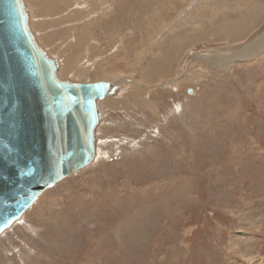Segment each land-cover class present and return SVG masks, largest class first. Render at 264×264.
<instances>
[{
	"label": "rangeland",
	"instance_id": "obj_1",
	"mask_svg": "<svg viewBox=\"0 0 264 264\" xmlns=\"http://www.w3.org/2000/svg\"><path fill=\"white\" fill-rule=\"evenodd\" d=\"M25 2L62 79L123 87L95 160L0 235V264H264V47L233 55L264 0Z\"/></svg>",
	"mask_w": 264,
	"mask_h": 264
},
{
	"label": "water",
	"instance_id": "obj_2",
	"mask_svg": "<svg viewBox=\"0 0 264 264\" xmlns=\"http://www.w3.org/2000/svg\"><path fill=\"white\" fill-rule=\"evenodd\" d=\"M39 43L25 0H0V235L96 157L100 102L116 79L72 81Z\"/></svg>",
	"mask_w": 264,
	"mask_h": 264
},
{
	"label": "bare ground",
	"instance_id": "obj_3",
	"mask_svg": "<svg viewBox=\"0 0 264 264\" xmlns=\"http://www.w3.org/2000/svg\"><path fill=\"white\" fill-rule=\"evenodd\" d=\"M260 5V4H259ZM249 7H250V10L251 9H254V8H256L255 7V5L254 4H251V5H249ZM258 8V7H257ZM249 9V8H248ZM247 9V10H248ZM254 11V10H253ZM257 11V10H256ZM252 12V11H251ZM246 15H248V17H244V19L242 18L243 16H236L235 18H233L234 19V25L233 24H231V26L232 27H230V28H224V29H222V30H220L219 32H218V37H221V38H219L218 40H222V39H224V38H230V36H231V34H233L232 33V31L234 30V29H236L234 32H240V33H242L243 32V29L245 28V27H249L248 28V31H249V29H250V27L252 26V24L251 25H249L248 26V23H247V21H246V18L247 19H249L250 20V18H252V15H255L254 14V12L252 13V14H246ZM245 15V16H246ZM256 15H259V16H263V11L261 10V11H258V13H256ZM224 19V18H223ZM227 19H230V18H227ZM254 20V19H253ZM231 21H232V19H231ZM239 21H244V25L245 26H243V27H238V25L236 26L235 24L237 23V22H239ZM251 21V20H250ZM233 23V22H232ZM252 23V22H251ZM260 29V30H259ZM258 29V31H254V34H251L249 37H248V39H247V41H246V43H244V44H241L239 47H238V50L237 51H235L234 52V54L233 55H235V57L236 58H246V59H248L249 57H252V56H254L255 54H257V53H259L261 50H262V48L264 47V26H262L261 28H259ZM248 33V32H247ZM246 33V34H247ZM240 38H242V37H237V38H233V39H231V40H233L234 42L235 41H238V40H240ZM217 40V41H218ZM182 42V41H181ZM184 42V41H183ZM237 49V48H236ZM215 54H217V53H215ZM216 57H215V55H214V53H213V55H212V57H209L208 58V62H210V63H215L216 62ZM218 63H221V62H218ZM162 68V67H161ZM157 73V72H156ZM188 92V91H187ZM254 261V256H252V257H249V262H253ZM256 261V260H255Z\"/></svg>",
	"mask_w": 264,
	"mask_h": 264
}]
</instances>
